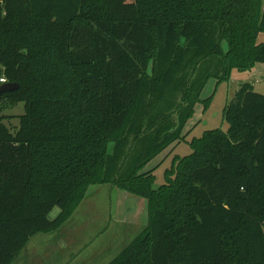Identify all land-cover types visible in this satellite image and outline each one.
<instances>
[{"label":"trees","instance_id":"obj_1","mask_svg":"<svg viewBox=\"0 0 264 264\" xmlns=\"http://www.w3.org/2000/svg\"><path fill=\"white\" fill-rule=\"evenodd\" d=\"M262 34L264 0H0V87L19 85L0 111L24 104L18 126L0 115V264L108 183L148 202L111 264H264V95L251 84L225 108L228 131L206 132L166 184L142 171L175 127L170 105L144 122L168 79L188 76L175 87L192 110L206 65L264 64ZM132 141L143 156L123 153Z\"/></svg>","mask_w":264,"mask_h":264},{"label":"rangeland","instance_id":"obj_2","mask_svg":"<svg viewBox=\"0 0 264 264\" xmlns=\"http://www.w3.org/2000/svg\"><path fill=\"white\" fill-rule=\"evenodd\" d=\"M260 41L264 42V34L260 36ZM189 48L192 51V44H189ZM163 60L166 58L163 57ZM165 62L162 66L158 65L153 72L152 66H149L148 74L152 72L149 77L153 76V81H156L167 65L168 61ZM223 66L217 69L212 65L205 66L204 75L199 76L203 79L204 86L192 110V100L187 107L183 103L184 95L177 90V87L183 86L184 80L187 81L188 76L179 84H176L174 77L169 78L171 85L167 84L166 89L162 90L161 100L155 103L154 109L145 119L146 123L151 115L169 113V109L162 106L170 105L173 108V113L169 116L175 127L164 132L162 135L166 136L157 141L144 158L142 171L152 173L155 179L154 189L167 183L168 173L173 167L177 168L179 160L194 153V146L206 132L228 131L225 108L232 103L244 84H251L257 93L264 95V64L259 63L253 69H233L230 72L225 63ZM194 74L192 72L190 78ZM199 74L200 71H196V75ZM151 80L146 76V83ZM145 91L148 94L147 88ZM22 114L23 103L13 109L0 111V115L8 117L5 123L11 128L19 125L16 116ZM166 125L167 123L163 128ZM129 144L125 143L124 154L127 147V154L129 151L141 153L133 145V141L130 146ZM115 146H111V153H114ZM60 212L61 209L55 207L50 213V220H54ZM147 225L146 199L117 188L112 183L92 186L76 211L59 229L48 235L38 234L31 239L16 264H103L113 255L118 256L130 242L143 233ZM26 249L29 252L32 250V254L27 255Z\"/></svg>","mask_w":264,"mask_h":264},{"label":"water","instance_id":"obj_3","mask_svg":"<svg viewBox=\"0 0 264 264\" xmlns=\"http://www.w3.org/2000/svg\"><path fill=\"white\" fill-rule=\"evenodd\" d=\"M19 88L18 84H5L0 87V94L14 92Z\"/></svg>","mask_w":264,"mask_h":264},{"label":"crops","instance_id":"obj_4","mask_svg":"<svg viewBox=\"0 0 264 264\" xmlns=\"http://www.w3.org/2000/svg\"><path fill=\"white\" fill-rule=\"evenodd\" d=\"M40 234H44V233H40ZM37 235H38V234H37ZM47 235H48V234H47ZM35 236H36V235H35ZM35 236H33V237H35ZM33 237H32V238H33ZM32 238H31V239H32ZM31 239H30V241H31ZM30 241L28 242V244L30 243ZM28 244H27V245H28ZM27 245H26V246H27ZM24 249H25V248H24ZM24 249H23V250H24ZM23 250H22V252H23ZM26 251H27V252H26L27 255H28V254L31 255L32 252H33L32 250L29 252V249H26ZM22 252H21V253H22ZM21 253H20L19 256L16 258V260H15V262H14L13 264H16V262H17L18 258L20 257ZM116 256H117V255H116ZM116 256L113 255V257H111V259L107 260V261L104 262L103 264H110L111 261H112Z\"/></svg>","mask_w":264,"mask_h":264},{"label":"built area","instance_id":"obj_5","mask_svg":"<svg viewBox=\"0 0 264 264\" xmlns=\"http://www.w3.org/2000/svg\"><path fill=\"white\" fill-rule=\"evenodd\" d=\"M1 83H6V80L3 78L0 80Z\"/></svg>","mask_w":264,"mask_h":264}]
</instances>
